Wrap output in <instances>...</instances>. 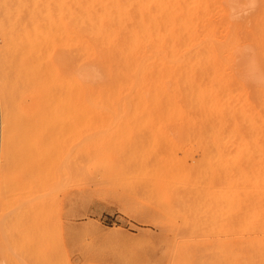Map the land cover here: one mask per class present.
<instances>
[{"label": "rangeland", "instance_id": "rangeland-1", "mask_svg": "<svg viewBox=\"0 0 264 264\" xmlns=\"http://www.w3.org/2000/svg\"><path fill=\"white\" fill-rule=\"evenodd\" d=\"M210 1L207 0V8H209L207 9V20L210 18L208 20L210 23H207V26L208 30L211 31H209L210 36H208L211 41L208 39V44H212L213 48L215 47L214 49H216V53H219L222 63H229L227 66L222 64L226 68L220 67L227 69V71L222 69L221 71L229 79L230 70L238 72L243 69L242 62L235 63L238 58V61H240V54H243V56L245 54L249 58L251 56L250 60H253V63L258 62V59H255L256 55H258L256 54L258 53L257 45L264 47V26H262L264 22L259 26V23L264 20V1L258 0L259 3H255V6H253L254 2L257 1L254 0V2L252 1L253 4L248 6L244 3L247 0H233L235 2L234 8L228 3V0ZM216 1L221 2H218V6L220 4L222 6L221 8L219 6L218 10L215 4L217 3ZM248 1L250 2V0ZM34 2L33 0H20L19 6L23 11L25 10L24 12H28L27 8L30 9ZM255 7L257 9L254 10ZM214 8L216 9L214 10ZM250 9H253V12ZM216 10L217 12L215 13ZM210 11H214L215 14L213 12L211 14ZM216 14L219 16H216ZM253 16L254 18L257 17V20ZM2 18H4V13L0 9V19ZM214 18L218 19V21ZM249 20H253V22L251 21L253 26H251L252 23ZM224 22L228 25L226 28L229 27V30H223L226 25H224ZM257 26L260 30L259 32L257 31ZM236 27L238 31L243 28L242 33L240 32L241 35L240 33L238 34ZM247 27L248 29L250 27L251 30H247ZM210 28H213V30ZM215 28L216 30H214ZM221 28L223 32L225 31L223 36L226 35L224 38L229 40V42L226 40L229 45L225 44L224 38L222 39L223 41L220 40V43H218V39L222 38L221 34L223 32L220 31ZM247 31L252 32L251 37V33ZM216 35L218 36L216 37ZM237 36L239 38L242 36L244 40L240 38L237 41ZM2 45L3 40L0 38V48ZM215 45L220 46L219 49ZM251 45L256 48L255 53L254 51L252 52L255 48ZM232 47L235 48V51H233ZM223 51H231L234 54L230 52L226 54ZM243 51L248 52L246 54ZM225 55L228 56L225 57ZM45 58H39L42 62L41 65L39 59V64H33L34 66L40 65L39 67L26 69L22 65L21 60L12 58L6 53H0V226L2 227V229L0 227L2 232H0V264H264V142H262L264 139V75L260 76V78H258L259 76L251 78L252 85L248 83L249 86H253L258 81L263 86L260 88L209 87L211 90L207 93L208 87H197L203 92L195 91L199 93L197 96L202 102H200L201 106L195 109L194 107L199 103L194 100L195 98L196 101L199 100L198 97H195L196 93L194 94L193 92L196 87H192V90L190 88L186 90L187 88L183 87H180L181 89L179 87H170L171 91L167 89L168 87H133L135 94L129 87H96V101L93 103L96 106L92 107L91 105L93 104L82 105L62 101L65 92V87H62L60 83L62 71H59L60 66L56 64V61L53 62L55 63L53 65L48 64V61L52 62V59L47 61ZM249 58L247 60L248 63ZM230 60L231 63L228 62ZM263 63L264 58L261 60V64ZM31 69L34 72L30 71ZM234 84L237 83L235 82ZM142 88L144 89L142 90ZM127 89L132 92L129 90L128 96H125L128 98H122L124 94L128 93L124 91ZM230 89L231 91L233 90L235 96L234 93H229L228 90ZM244 89L245 93H243ZM143 91L145 93L148 91L147 95L145 94L146 97ZM151 91L158 95L151 93ZM161 91L163 92L162 94ZM251 91L255 92L252 93ZM106 92L110 94V100L103 99ZM184 93L186 96L188 95L187 93H190L189 95L192 94V97L189 95V97H183V95L185 96ZM259 93H263V95ZM226 94L228 95L226 96ZM133 95L139 99L132 98ZM176 96L177 98L179 96L180 100ZM204 97H208L209 100L211 97L217 98L215 101L213 98L214 103L218 101L217 104L220 102L221 104L218 106L216 104L215 106L212 101L211 104L208 101L206 104L210 106L209 108L203 103L205 102ZM237 97L239 98L238 100ZM101 98L105 106L103 108H101L103 105H101L102 102L99 100ZM131 98L136 100H134L135 106ZM189 98H192L196 103L194 107L190 106L193 101ZM174 99L176 100L174 101ZM183 99L189 100V103ZM153 100L156 101L154 102ZM162 101L163 105L165 104V108L162 107ZM180 101L182 102L180 103ZM250 101L251 104H248ZM173 102H175V107L172 104ZM108 105L113 108L109 106L111 110L108 109ZM117 105L119 106L116 107ZM126 105H131L130 108L134 107L133 110L135 109L132 112L129 108L131 112L128 110L129 114L127 116H125L127 111L124 112L125 107L127 108ZM168 105H172V107ZM203 105L205 106L203 107ZM224 105L225 108H223ZM77 107L80 108L77 109ZM95 107H98L99 110ZM119 107L122 108L120 109ZM141 107L143 108L142 110ZM181 107L185 110L181 111ZM117 108L120 109L118 112ZM175 108H178L176 112L177 115L179 114L178 116L173 114L176 111ZM203 109L205 110L204 113H202ZM208 109L210 110L208 111ZM87 110L94 111L95 114L91 112L94 116L91 117L90 115L89 117V111L86 114ZM114 110L119 115V119H117ZM250 110L253 113H250ZM72 111L77 113H72ZM79 111L85 118L83 121H80L83 117L80 119ZM122 111L124 112L123 116H121V113L123 114ZM179 111L180 113L186 112L184 115L188 119L185 118L183 113L180 114ZM224 111H228L226 112L228 115H225ZM103 112L107 113L103 117L106 120L101 118ZM142 112L145 113L143 114ZM210 112L217 113L211 115ZM254 112L257 113L255 114ZM146 113H148L146 117L149 119L141 116ZM240 113L242 115L238 116ZM76 114H79V116ZM96 114L98 116H95ZM108 114L111 115L109 116ZM202 115L204 116V121ZM137 116L140 118L138 119ZM210 116L212 117L210 118ZM226 116H228V120ZM111 117L116 118L115 122ZM190 117L192 118L189 120ZM200 117H202V120H200ZM218 117H220L219 120L217 119ZM243 117H247V119L245 118L246 121ZM89 118H91L90 121ZM151 118L154 122H152ZM185 119L188 121V125ZM196 119L198 124L203 121L201 122L202 124L200 123L201 126L204 125L202 126L203 129L200 125L197 127ZM206 119L209 120L206 121ZM215 119H217L216 123H214ZM234 119L235 121H233ZM174 120H177L178 123L180 120V123L175 124L176 121ZM191 120H194L193 122L196 124L191 123ZM238 120L239 122L241 120L242 122L244 121V124H250L252 120V122L254 120L257 122H251V125L256 126L250 127V125L244 126L241 122L239 124ZM182 121L186 122L183 123ZM218 121L223 123L220 125V122L217 123ZM225 122L229 123V125ZM207 123H210V126ZM211 123L213 125L219 124L218 127L220 128L214 126L217 130L213 131L217 135V131L220 129L218 137L222 136L219 132H226L228 128L229 131L232 129L240 134L244 128L246 129H244L246 133L243 131L244 134L242 133L241 137H244L247 142L244 139L240 141L241 138L237 142L241 144L242 151L240 149L237 151L236 149V147L239 148L240 146L235 145L233 147L228 142L232 148H230L231 153L238 152V154L236 153L237 156H234L235 153L228 155L229 157L233 156L234 159H228L229 157L224 154L225 152L223 153L226 150L225 148L228 147V144L225 145L224 142L223 144L227 147L224 148L223 145L216 147H218L217 150L221 147L225 149L219 153H222L221 156L225 155L223 160L227 159V162L223 161L222 157L218 156L219 154L215 157L212 153H209L213 148L207 149L211 146L207 142L210 141V144H215L213 141H216L217 144H220L216 140L217 137L213 136V132L208 131V134L206 132L207 136L203 134L205 135H202L203 138L205 137L204 140L203 138L200 139L201 135L196 140L198 135L196 134L197 136L195 135V137L194 132L198 133L199 127L202 129L201 131L207 130V126L212 130L213 126ZM181 124H185L186 128L188 126L187 131L184 130L183 125L180 127ZM189 124L193 125V127H190ZM233 124L238 125L235 126ZM242 125L244 128H241L243 127ZM177 126L178 128H176ZM232 126H235L234 128L236 129ZM71 127L78 128V130ZM189 127L190 129H195L196 127L198 129L192 133ZM182 128L183 131H186L183 132L184 134L181 133ZM249 129H254L253 132L251 131L252 134ZM88 130L90 131L88 132ZM232 130L231 132H233ZM187 132L191 133V136H194L195 139L190 135L188 137L186 135ZM240 134H237L238 138ZM247 136H249V139ZM206 137H208V141ZM250 137H253L254 144L255 142L257 143L255 144L257 151L258 149L263 150L258 152V158L261 157V159L259 158L260 160L255 157L258 153L252 156L255 149H250L252 148L251 145H253ZM205 139L207 141V144H205L207 151L202 148ZM225 140L227 142V139ZM248 140L251 143L250 147L243 144V141L249 144ZM198 141L200 143H197ZM201 143H203V146L200 145ZM237 143L233 142V144ZM228 149L227 151L229 152L227 154L230 153V149ZM246 153L248 154L246 155ZM203 155L213 161L217 160L219 166L217 167L216 165V168H211L213 170L217 169L216 171L221 170V172L218 171L220 173L217 176L214 173L213 179L218 180H216L217 186L221 185L222 187V185L226 184L228 188L224 186L220 189L216 185V187H213L214 189L208 186L205 189L201 188V185L203 187L206 183L205 180L207 179L204 176L208 173L204 170L206 173L202 172L201 174V171L205 169L204 164L209 161L204 158L206 162L201 166ZM213 163L210 166H213ZM197 164L200 165V168H197ZM224 166L225 169L223 168ZM202 167L204 168L201 169ZM233 167L234 169L231 170L234 171L238 167L239 171L241 169L242 174L240 173V176L242 178L240 176L236 177L239 174L236 173L237 170L235 171L236 175L231 170H228V168ZM225 170L234 175L231 176L228 173V176ZM222 173L227 176L226 179ZM202 178L205 180L203 181ZM209 178L210 181L208 180L207 182L211 186L215 181L211 180V176ZM199 181L203 184L199 183ZM261 183L263 186L259 185L256 187V185ZM249 184L251 185L249 186L250 188L248 187ZM239 185L244 186L241 187ZM206 191H209V193H206ZM232 194L233 196H231ZM219 199H223L227 203L232 199L231 202L234 203L229 207L223 201L224 206H221L222 202L218 204L220 202ZM231 202L230 204H232ZM6 206L8 207L6 208ZM236 230L237 233H235ZM4 240H8L11 245L9 246L8 242ZM6 243L9 246H7L8 248Z\"/></svg>", "mask_w": 264, "mask_h": 264}, {"label": "bare ground", "instance_id": "bare-ground-1", "mask_svg": "<svg viewBox=\"0 0 264 264\" xmlns=\"http://www.w3.org/2000/svg\"><path fill=\"white\" fill-rule=\"evenodd\" d=\"M35 1L33 6L31 4L32 7L27 8L28 9V12H24L21 7L19 6L20 4V0H0V9L3 11L4 13V18L0 19V38H2L3 40V45L2 47L0 48V53H6L7 55L9 54L12 58H17L19 60H21V63L22 65L24 66V68L26 69H30V68H34V67H39L41 65V60L43 57L48 61L49 59H52V62H49L48 61V64H55L53 63L54 61H56V64L58 66H60V69L59 71H62V78H61V86L62 87H65V92L63 94V97H62V101H65V102H68V103H76V104H82V105H91L93 104L95 101H96V87H129L130 89H132L133 91V87L137 88V87H168L167 89L170 90V87H183V88H187L186 90H189L188 88H190L192 90V87H196L194 89V94H195V97H198L197 95L199 93H197L198 91H200V89H198L199 87H257V88H260V87H263L262 84H260L258 81L256 82L255 85L253 86H249V84L252 82L250 81L251 78H254V77H257L259 76L258 78H260V76L264 75V63L261 64V60L264 58V47H262V45H257V49H258V55H256L255 59H258V62L257 63H253L252 61L253 60H250L249 56H247L249 58V63H248V58L245 56H243V54L239 55L240 56V61L239 58L238 60L235 61V63H238V62H242V71H231V74H230V77L229 79L226 78L227 76L224 75V73L221 71L222 68H220L221 66L224 67V65L222 64H225V62H221L222 59L220 60V57H219V53L217 54L216 53V49H214L212 47V44L209 45L208 44V39L209 41H211L208 36H210L209 34V31L208 30V26H207V23H210L208 20H207V0H33ZM209 1V0H208ZM212 1V0H211ZM210 1V2H211ZM214 1V0H213ZM230 3V5L232 6V8H234L233 5H235L233 2V0H228ZM245 1V0H244ZM248 1V0H247ZM244 2L246 3V5L250 6L253 4L254 0H250V2ZM253 1V2H252ZM256 1V0H255ZM264 1V0H262ZM30 2V1H29ZM217 2V1H216ZM219 2V1H218ZM218 2L215 3L217 5V10L219 8V5L218 6ZM221 3V2H219ZM225 3V2H223ZM243 3V4H244ZM255 3H259L258 0L256 2H254V5L255 6ZM27 5V4H26ZM224 5V4H223ZM238 5V4H236ZM245 5V6H246ZM226 6V5H225ZM224 6V7H225ZM239 6H242V5H239ZM246 6V7H248ZM222 6H220L221 8ZM230 7V6H229ZM243 7V6H242ZM252 7V6H251ZM258 7V5H257ZM257 7L254 8L257 9ZM241 8V7H239ZM261 8H262V5H261ZM211 9V8H210ZM213 9V8H212ZM216 8H214L215 10ZM245 9V7H244ZM249 9V7L247 8ZM217 10L215 11V13L217 12ZM225 10V9H224ZM227 10V9H226ZM246 10V9H245ZM244 10V11H245ZM252 10L251 12H253V9H250ZM259 10V9H258ZM209 11V10H208ZM222 12H224L222 9H221ZM228 11L230 12L229 8H228ZM211 14L212 12L214 13V11H210ZM219 12V11H218ZM238 12V11H237ZM256 12V11H255ZM261 12V11H260ZM214 13V14H215ZM220 13V12H219ZM227 13V12H226ZM233 13V12H231ZM229 14V13H228ZM235 14V13H234ZM233 14V15H234ZM238 15V13H236ZM251 14V13H250ZM259 14V13H258ZM252 15V14H251ZM260 15V14H259ZM216 16H219L216 14ZM222 16V15H221ZM220 16V17H221ZM228 16V15H226ZM226 16H224L226 18ZM211 17V16H210ZM223 17V16H222ZM235 17V16H234ZM260 17V16H259ZM224 18V19H225ZM238 18V17H237ZM244 18V17H243ZM254 18V16H253ZM257 18V17H256ZM254 18V19H256ZM216 19V18H214ZM220 19V18H219ZM233 19V18H232ZM247 19V18H246ZM250 19V18H249ZM218 21V19H216ZM223 20V19H222ZM226 20V19H225ZM257 20V19H256ZM261 20V19H259ZM258 20V21H259ZM208 21V22H206ZM231 21V20H230ZM250 21V20H249ZM253 22V20H251ZM250 21V23H252ZM214 22H216L214 20ZM226 22V21H225ZM224 22V25L226 24ZM254 22H256L254 20ZM263 21H261V23H259V26L262 24ZM213 23V22H212ZM211 23V25H212ZM249 23V24H250ZM257 23V24H258ZM243 24V23H241ZM210 25V27H211ZM223 25V24H222ZM221 25V26H222ZM226 26H228L227 24L225 25V27L223 28L224 29H228L229 30V27L226 28ZM250 26V25H249ZM253 26V23L252 25ZM256 26V25H255ZM264 26V25H262ZM261 26V27H262ZM213 27V26H212ZM217 27V26H216ZM220 27V25H219ZM244 27V26H242ZM240 27V28H242ZM260 27V28H261ZM218 28V27H217ZM237 28V27H236ZM255 28V27H254ZM211 30H213V28H210ZM257 29H258V26H257ZM216 30V28L214 29ZM218 30V29H217ZM222 28L220 31H222ZM231 30V29H230ZM243 30V28L238 31V28H237V31H238V34ZM246 30V28H245ZM247 30H251V28L247 27ZM253 30V29H252ZM258 32L260 31L259 29L257 30ZM211 32V31H210ZM213 32V31H212ZM219 32V31H218ZM217 32V34H218ZM225 32V31H224ZM222 33L220 32V34L222 35V38L218 39L220 43V40L223 41L222 39L226 36L223 34L225 33ZM246 32V31H245ZM244 32V33H245ZM248 32V31H247ZM226 33H227V30H226ZM229 33V31H228ZM233 33V32H232ZM242 33V32H241ZM240 33V35H241ZM248 33H251L250 37L252 36V32H248ZM230 34V33H229ZM237 34V33H236ZM235 34V35H236ZM246 34V33H245ZM213 35V34H212ZM211 35V37H212ZM233 35V36H235ZM244 35V34H243ZM215 36V34H214ZM218 35H216L217 37ZM231 36V35H229ZM247 36V35H246ZM249 36V34H248ZM214 37V38H216ZM221 37V36H219ZM238 37V38H237ZM236 37V40L237 39H240L243 37L241 36L239 38V36ZM254 37V35H253ZM213 38V39H214ZM247 38V37H246ZM249 38V37H248ZM212 39V41H213ZM225 39V38H224ZM233 39V38H232ZM257 39V37H256ZM226 40L225 39V44L226 45H229L227 44L229 42V40H227L228 42L226 43ZM235 40V39H234ZM244 40V39H243ZM247 40V39H246ZM261 40V39H260ZM263 40V38H262ZM230 41H232L230 39ZM238 41V40H237ZM260 42V41H259ZM212 43V42H211ZM216 43V44H218ZM223 43V42H221ZM234 43V42H233ZM232 43V44H233ZM244 43V42H243ZM246 43V42H245ZM249 43V42H248ZM257 43V42H256ZM215 44V43H214ZM259 44H262V43H259ZM219 45V44H218ZM223 45V44H221ZM250 45V44H249ZM216 46V45H215ZM232 46V45H231ZM230 46V47H231ZM235 46V45H234ZM244 46V45H243ZM254 47V45H251ZM218 46H216L217 48ZM220 47V46H219ZM219 47L217 49H219ZM226 47V46H224ZM233 48V51H235L234 47ZM243 48V47H242ZM241 48V49H242ZM248 48V46H247ZM246 48V49H247ZM255 48V47H254ZM226 50V48H224ZM223 50V49H222ZM230 50V49H229ZM244 50V48H243ZM252 50V49H251ZM232 51V50H231ZM231 51H223L225 52L226 54H228L229 52L232 53ZM241 51V50H240ZM239 51V52H240ZM254 51V53L256 52V48L255 50L253 49L252 52ZM221 52V50H220ZM244 53L248 52V51H243ZM242 52V53H243ZM224 53V54H225ZM251 53V52H250ZM234 54V53H232ZM238 54V53H237ZM247 54V53H246ZM253 54V53H252ZM251 54V55H252ZM223 55V54H222ZM221 55V57H222ZM255 55V54H254ZM228 56V55H225V57ZM236 56V55H234ZM243 56V58H242ZM9 57V56H8ZM237 57V56H236ZM235 57V58H236ZM40 58V59H39ZM230 58L232 59L231 57V54H230ZM40 61H39V60ZM254 59V60H255ZM45 60V61H46ZM234 60V59H233ZM242 60V61H241ZM40 62V65L38 66H34L33 64L35 63H38ZM224 61V60H223ZM247 61V62H245ZM11 62H13L11 60ZM59 62V63H58ZM231 63V60L228 61ZM234 63V65H236ZM227 64L229 63H226L225 66H227ZM18 66V64H17ZM226 68V67H224ZM15 69H18V68H15ZM14 69V70H15ZM233 69V68H232ZM253 69V70H252ZM222 70H226L227 69H222ZM257 70V72H256ZM30 71H33L32 69ZM38 71V70H37ZM34 72V71H33ZM226 73V72H225ZM61 75V74H60ZM229 75V74H228ZM262 79V77H261ZM259 81H261L259 79ZM237 83V84H234L233 83ZM249 83V84H248ZM254 84V83H253ZM252 85V83L250 84ZM132 87V88H131ZM198 87V88H197ZM123 88V89H125ZM165 88V90H166ZM182 88V89H183ZM100 89V88H99ZM112 89V88H111ZM130 89H127V90H124L126 92H128ZM144 88H142L143 90ZM181 89V88H180ZM179 89V91H180ZM184 89V90H185ZM233 89V88H232ZM240 89V88H239ZM252 89V88H251ZM255 89V88H254ZM263 89V88H261ZM101 90V89H100ZM103 90V89H102ZM109 90V89H108ZM107 90V91H108ZM117 90V89H116ZM119 90V89H118ZM122 90V88H121ZM149 90V89H148ZM153 90V88H152ZM163 90V89H161ZM204 90V89H203ZM211 90V88L208 89V92L206 90H204L205 92L209 93V91ZM217 90V89H216ZM253 90V89H252ZM131 91V90H130ZM131 91V92H132ZM140 91V90H139ZM171 91V90H170ZM173 91V89H172ZM197 91V92H195ZM219 92H222L220 90H218ZM229 93H234L233 90L231 91L228 90ZM231 91V92H230ZM236 91V90H234ZM240 91V90H239ZM262 92V90H260ZM114 93V91H112ZM116 92V91H115ZM122 92V91H120ZM141 92V91H140ZM139 92V94H140ZM144 92V91H143ZM147 92L146 93L144 92V95L146 94L147 95ZM153 91H151L152 93ZM187 92V91H186ZM188 92H192V91H188ZM203 92V91H202ZM252 92V91H251ZM255 92V91H253ZM252 92V93H253ZM259 92V90H258ZM133 93L135 94L136 92L133 91ZM132 93V94H133ZM155 94V92H153ZM163 92L161 91V94ZM174 93V92H173ZM190 93H187L188 95ZM218 93V92H217ZM216 93V94H217ZM238 93V92H237ZM242 93V92H241ZM243 93H245V89L243 90ZM116 94V93H115ZM118 94V93H117ZM121 94V93H120ZM124 94V93H123ZM129 92L127 94H124V97L122 96V98H128V97H125L126 95L128 96ZM142 94V93H141ZM185 94V93H184ZM222 94H225L224 92H222ZM231 94V95H232ZM259 94H262L263 93H259ZM100 95V93H99ZM110 94H108V92H106L105 96H103V99L104 100H110ZM131 95V94H130ZM145 95V97H146ZM155 95H158V94H155ZM164 95V94H163ZM176 95V94H175ZM179 95V93H178ZM182 95V94H181ZM187 95V96H188ZM192 95V94H191ZM189 95V96H191ZM203 95V94H201ZM200 95V96H201ZM219 95V94H218ZM228 94H226L227 96ZM230 95V94H229ZM242 95V94H241ZM253 95V94H252ZM255 95V94H254ZM98 96V95H97ZM117 96V95H116ZM139 97H141L140 95H138ZM150 96V94H149ZM154 96V95H153ZM162 96V95H160ZM186 94L185 96L183 95V97H187ZM188 96V97H189ZM210 97V95H208ZM234 96H235V93H234ZM244 96V95H243ZM264 96V95H263ZM101 97V96H100ZM119 97V96H118ZM121 97V95H120ZM134 97V95L132 96V98ZM144 97V96H143ZM142 97V98H143ZM151 97V96H150ZM157 97V96H156ZM165 97V96H164ZM167 97V95H166ZM182 97V96H181ZM192 97V96H191ZM225 97V96H224ZM240 97V96H239ZM255 97V96H254ZM253 97V98H254ZM262 97V96H261ZM120 98V99H122ZM131 98V101H133V105L136 104L134 100H132ZM136 99H139L137 97H134ZM170 98V97H169ZM174 98V97H173ZM177 98V96H176ZM205 99V105L206 102L210 103L211 104V101H212V104H214L216 106L217 102L216 101L214 103V101L217 99H215L214 97V101H213V98L211 97L210 100L208 97H204ZM227 98V97H226ZM241 98V97H240ZM244 98V97H243ZM130 99V98H129ZM152 99V98H151ZM163 99V98H162ZM171 99V98H170ZM179 96H178V98ZM190 99V98H189ZM194 99V97H193ZM193 99L191 98L190 100L193 101ZM198 101H196V98L194 99L195 102H199L197 103L198 105L196 107H194L196 105V103L193 101L190 103V106L192 105V107L197 108L198 106H201V100L200 98L198 97ZM203 99V98H201ZM208 99V100H207ZM230 99V97H229ZM233 99V98H232ZM239 98L237 97V100ZM248 99V98H247ZM246 99V101H247ZM255 99V98H254ZM261 99V98H260ZM263 99V98H262ZM101 102L103 101L102 98L99 99ZM127 100V99H126ZM125 100V101H126ZM142 100V99H141ZM139 100V101H141ZM144 100V99H143ZM146 100V99H145ZM176 99H174L175 101ZM178 100V102H179ZM182 100V99H181ZM184 100V99H183ZM186 100V99H185ZM184 100V101H185ZM207 100V101H206ZM224 100V99H223ZM235 100V99H233ZM98 101V100H97ZM138 101V100H137ZM154 101V100H153ZM156 101V100H155ZM154 101V102H155ZM164 101V100H163ZM163 101H162V107L165 108V104L163 105ZM170 101V100H169ZM172 101V100H171ZM189 100H186L185 102H188ZM226 101V100H225ZM113 102V101H112ZM124 102V100H123ZM128 102V101H127ZM143 102H146V101H143ZM142 102V104H143ZM150 102V101H149ZM148 102V103H149ZM177 102V103H178ZM182 101H180L181 103ZM201 102V103H200ZM220 102V101H219ZM232 102V101H231ZM237 102V101H236ZM157 103V102H156ZM175 102H173V106L175 107L174 105ZM176 103V104H177ZM184 103V102H183ZM189 103V102H188ZM194 103V105H193ZM224 103V102H223ZM229 103V102H228ZM243 103V102H242ZM248 103V102H247ZM246 103V104H247ZM65 104V103H64ZM99 104V103H98ZM130 104V103H129ZM146 104V103H145ZM169 104V102H168ZM179 104V103H178ZM200 104V105H199ZM221 104L218 103L217 106ZM248 104H251V101L250 103ZM101 105H103V102L101 103ZM138 105V104H137ZM140 105V104H139ZM154 105V103H153ZM181 105V104H179ZM203 105V107L205 106ZM234 105V104H233ZM239 105V104H237ZM92 107L96 106V105H91ZM100 106V104H99ZM110 105H108L109 107ZM113 106V104H112ZM119 105H117L116 107H118ZM127 108L125 107L124 109V112L127 111V113L125 114V116H127L129 114L128 110L131 111L133 110L134 107L130 108V106L126 105ZM135 106V105H134ZM156 106V105H155ZM168 106H171L172 105H168ZM167 106V108H168ZM178 106V105H177ZM183 106V105H182ZM209 106V105H207ZM223 106V104H222ZM67 107V106H66ZM88 107V106H87ZM105 107L104 105L101 106V108ZM107 107V106H106ZM107 107V108H108ZM111 107V106H110ZM108 108L111 110V108ZM139 107V106H137ZM143 107V106H142ZM141 107V110L143 109ZM158 107V106H157ZM173 107V109H174ZM180 107V106H179ZM191 107V108H192ZM221 107V106H220ZM230 107V106H229ZM240 107V106H239ZM247 107V105H246ZM254 107V106H253ZM80 108V107H79ZM77 107V109H79ZM86 108V107H85ZM98 109V107H95ZM100 108V107H99ZM120 108V107H119ZM117 108V112L122 108ZM130 108V109H129ZM154 108V107H153ZM161 108V107H159ZM182 109H180L181 111L183 110V107H181ZM186 108V107H185ZM210 108V106H209ZM212 108V107H211ZM218 108V107H217ZM225 108V105L224 107ZM227 108V107H226ZM233 108V107H232ZM238 108V107H236ZM235 108V109H236ZM255 108V107H254ZM89 109V108H88ZM93 109V108H92ZM139 109V108H138ZM148 109V108H147ZM172 109V110H173ZM178 109V108H177ZM177 109L175 108V112H173V114L176 116L177 115ZM248 109V108H247ZM71 110V109H70ZM99 110V109H98ZM116 110V109H115ZM114 110V111H115ZM135 110V109H134ZM133 110V111H134ZM140 110V109H139ZM155 110V109H154ZM171 110V111H172ZM185 110V109H184ZM183 110V111H184ZM210 109H208L209 111ZM216 111V109H214ZM213 110V112H214ZM249 110V109H248ZM262 110V109H261ZM69 111V110H68ZM88 111H89V114H88ZM96 111V109H95ZM104 111H106V109H104ZM130 111V112H131ZM132 111V112H133ZM167 111V110H166ZM168 111H170V109H168ZM174 111V110H173ZM192 111H193V108H192ZM204 109H203V112L204 113ZM206 111V112H208ZM212 111V110H211ZM222 111V110H221ZM245 111V110H244ZM76 112V111H74ZM72 111V113H74ZM86 112V111H85ZM91 112L93 113L94 111H90V110H87V113L90 117L94 116L91 114ZM112 112V111H111ZM115 111V115H117V119H119V115L116 114L117 113ZM123 112V111H122ZM124 112L123 114L121 113V116L124 115ZM146 112V111H145ZM145 112H142L143 114ZM158 112V111H157ZM188 112V111H187ZM191 112V110H190ZM197 112V110H196ZM220 112V111H219ZM225 113L228 112V111H224ZM77 113V112H76ZM81 112L79 111V114ZM99 113V112H98ZM97 113V114H98ZM176 113V114H175ZM180 113V111H179ZM183 113V112H182ZM180 113V114H182ZM186 113V112H185ZM183 113V115L185 114ZM195 113V111H194ZM198 113V112H197ZM197 113H195L197 115ZM211 113V112H210ZM217 112L215 113H211V115L213 114H216ZM221 113V112H220ZM230 113V112H229ZM236 113V112H235ZM250 113H253V111L251 112L250 110ZM249 113V114H250ZM255 113V112H254ZM257 113V112H256ZM255 113V114H256ZM79 114L77 116H79ZM83 114V112H82ZM95 114V112H94ZM95 115V116H98V115ZM114 114V112H113ZM192 114V113H191ZM222 114V113H221ZM244 114V113H243ZM81 115V114H80ZM102 115V113H101ZM107 113L103 112V116H99L101 118H103L104 116H106ZM109 116L111 114H108ZM131 115V114H130ZM129 115V116H130ZM146 115L148 116V113H146L145 115H141V116H144V118H148L146 117ZM153 115V114H152ZM167 115V114H166ZM179 115V114H178ZM177 115V116H178ZM187 115V114H186ZM219 115V114H218ZM225 115H228L227 113ZM242 115V113H240L238 116ZM252 116V114H250ZM85 116V115H84ZM151 116V115H150ZM174 116V117H175ZM185 116V115H184ZM194 116V114H193ZM203 116V115H202ZM221 116V115H219ZM230 116V115H229ZM233 116V115H232ZM237 116V115H236ZM254 116V115H253ZM256 116V115H255ZM83 117V115H81L80 119ZM87 117V116H85ZM131 117H133L131 115ZM160 117V116H159ZM158 117V118H159ZM168 117V116H167ZM171 117V116H170ZM209 117V116H208ZM212 116H210L211 118ZM227 120L229 119L228 116H226ZM68 118V117H67ZM88 118V117H87ZM86 118V119H87ZM100 118V120H102ZM112 118V117H111ZM110 118V119H111ZM137 118L139 119L140 117L137 116ZM156 118V117H155ZM166 118V116H165ZM185 118H187L185 116ZM192 117L189 118V120L191 119ZM202 120V117H200ZM215 118V117H214ZM220 117H218L217 119L219 120ZM222 118V117H221ZM224 118V117H223ZM232 118V117H231ZM245 118L247 119V117H243V119L245 120ZM75 119V118H74ZM79 119V118H78ZM83 119H85L84 117L80 120V121H83ZM91 118H89V121H90ZM94 121L96 119L92 118ZM106 120V118H103ZM115 119L116 118H112V120L115 122ZM133 119V118H132ZM131 119V120H132ZM149 119V118H148ZM147 119V120H148ZM161 119V118H160ZM169 119V118H168ZM175 119V118H174ZM180 120H182L181 118H179ZM188 119V118H187ZM199 119V118H198ZM217 119H215V122L217 121ZM233 119V118H232ZM239 119V118H238ZM242 119V118H241ZM249 119H252V118H249ZM254 119V118H253ZM100 120H97V121H100ZM103 120V121H105ZM111 120V121H112ZM122 120H124V118H122ZM121 120V121H122ZM143 120V119H142ZM151 120H153L151 118ZM159 120V119H158ZM162 120V119H161ZM171 121V119H169ZM168 120V121H169ZM173 120V119H172ZM178 120V119H177ZM177 120H174L176 121L175 124H177ZM180 120H179V123H180ZM186 120V119H185ZM198 120V121H200ZM209 120V119H208ZM206 119V121H208ZM226 120V121H227ZM85 121V120H84ZM88 121V119H87ZM118 121V120H117ZM149 121V120H148ZM160 121V120H159ZM164 121V120H163ZM169 121V122H170ZM173 121V122H174ZM187 121V120H186ZM185 121V122H186ZM192 121V120H191ZM190 121V122H191ZM194 121V120H193ZM191 122V123H195L197 121V119L195 120V122ZM203 121H204V116H203ZM201 121V122H203ZM205 121V122H206ZM223 121V120H221ZM225 121V119H224ZM223 121V122H224ZM231 121V120H230ZM235 121V119L233 120ZM246 121V120H245ZM249 121V120H247ZM253 121V120H252ZM251 121V122H252ZM77 122V121H76ZM109 122V121H108ZM128 122V121H127ZM144 122V121H143ZM154 122V120L152 121ZM183 123H185L184 121H182ZM198 124L197 123V127L198 125H200V123ZM211 122V121H210ZM220 121H218L217 123H219ZM223 122H220V125L221 123ZM237 122V120H236ZM239 122V120H238ZM241 123L244 124V121L242 122V120L240 121ZM239 122V124H241ZM251 122L250 124H244L245 125H250V127H252L253 125H251ZM254 122H257L256 120H254ZM252 122V123H254ZM104 123V122H103ZM178 123V124H179ZM188 123V121L186 122V124ZM195 123V124H196ZM227 124V122H225ZM224 123V124H225ZM231 123V122H230ZM235 123V122H234ZM248 123V122H247ZM78 124V123H77ZM202 124V123H201ZM210 124V123H209ZM207 123V125H209ZM212 124V123H211ZM232 124V123H231ZM183 124L180 125V127H182ZM188 125V124H187ZM190 125V124H189ZM223 125V124H222ZM229 125V123L227 124ZM235 125V124H233ZM238 125V124H237ZM235 125V126H237ZM184 127V130L187 131V128L185 127V124L183 125ZM201 126V125H200ZM204 126V125H202ZM201 126V127H202ZM210 126V125H209ZM208 127V129L205 131H201L203 129H200L199 127V130L198 133L194 132V136L196 135L197 139L200 138L199 135H203L205 134L207 136L208 134V131H210L211 133L213 131H216L217 129L216 128H220L218 127L219 124H212L211 129H209L210 127ZM215 126V127H214ZM225 126V125H224ZM234 126V127H235ZM241 126V125H240ZM243 126V125H242ZM241 127V128H244ZM256 126V125H254ZM253 126V127H254ZM77 127V126H76ZM80 127V125H79ZM190 127H193V125ZM189 127V129H190ZM195 128V129H190L192 130V133L193 131H195L196 129L198 128ZM223 127V126H222ZM228 127V126H227ZM230 127V126H229ZM233 127V126H232ZM233 127V128H234ZM71 128H74L75 127H71ZM178 128V126L176 127ZM183 128H182V132L180 130V132L182 134H184L183 132H186V131H183ZM205 128V127H204ZM240 128V129H241ZM248 128V127H247ZM70 129V128H69ZM180 129V128H179ZM178 129V130H179ZM215 129V130H214ZM225 129V128H224ZM236 129V128H234ZM245 129V128H244ZM243 129V131H245ZM251 129V128H250ZM249 131L253 132V130H250ZM75 130H78V128H76ZM178 130H176L177 132H179ZM232 129H230L229 131V128L228 130L224 133V132H219L221 133V137H218V131H220V129L217 131V135H215L216 133L213 132V136L215 135V138L217 137V141L220 142V144L216 143V141H213L215 144L211 143L210 144V141L207 142L209 139L208 137H206L205 139V143H204V146L202 145L203 143H201L200 145L203 146L202 148L204 149V151L207 149H211V147L213 148V152L209 151V153H212L215 157L220 156L222 157V160L223 156H225L224 154H226L227 156L229 154H234V156H237L236 153L238 154V149H241V144L237 143L239 142V139L240 141L242 139H244V137H241V134L240 133H236L234 130H232L233 132H231ZM83 131V130H82ZM90 130H88L89 132ZM239 131V130H238ZM248 131V132H249ZM189 132V130H188ZM187 132V133H188ZM191 132V131H190ZM203 132V133H202ZM205 132V133H204ZM207 132V134H206ZM229 132V133H228ZM231 132V134H230ZM247 132V133H248ZM251 132V134H252ZM186 135L189 137V135L191 136V133H188ZM215 133V134H214ZM236 135H235V134ZM246 133V131H245ZM263 133V132H262ZM180 134V133H179ZM227 136H226V135ZM230 134V135H228ZM232 134H234L233 136H231ZM237 134H240L239 135V138L237 136ZM244 134V133H243ZM249 134V133H248ZM247 134V135H248ZM255 135V133H253ZM181 135V134H180ZM203 135V136H205ZM224 135V136H223ZM194 136H191L195 139ZM203 136L200 138L202 139ZM227 138H226V137ZM230 136V137H229ZM246 136V135H244ZM251 136V135H249ZM249 136L248 139H249ZM263 136V135H261ZM230 140H229V138ZM232 137V139H231ZM235 137V138H234ZM254 137V136H253ZM253 137L251 138V140L253 139ZM205 138V137H204ZM203 138V140H204ZM221 138V139H220ZM238 138V139H237ZM263 138V137H262ZM261 138V139H262ZM214 139V138H213ZM221 141H219V140ZM224 139H227V142L226 140L224 141ZM235 141H234V140ZM255 139V138H254ZM257 140V139H255ZM260 140V138H259ZM201 141V140H200ZM232 141V142H230ZM244 141H246V139H244ZM243 141V144H245V146H248L250 147L251 143L253 145L257 144L255 142V144L253 143L254 140H252L251 143L250 140H248V143L247 144L246 142ZM202 142V141H201ZM210 146V148H207L206 149V145L207 143ZM212 142V141H211ZM229 144L233 147L236 145L240 146L239 148L236 147L237 151L236 152H232L231 153V146H229V144L227 146H225ZM234 143H237V144H233ZM262 142H264V139L262 140ZM197 143H200L199 141ZM232 143V144H231ZM214 145V147H213ZM220 145L225 148H231L230 149V153L227 154V148H219ZM251 145L252 148L250 149H255V151L253 150L254 154L252 156H254L256 153L258 152H261L263 150H259L257 151V146H253ZM218 146V147H216ZM244 146V145H243ZM255 147V148H254ZM228 149V150H229ZM244 149V147H243ZM249 149V148H248ZM247 149V150H248ZM225 150V151H223ZM246 150V148H245ZM216 155H215V153ZM218 151V152H216ZM223 151V156L222 153L220 154L219 152ZM203 152V150H202ZM244 152V150H243ZM204 153V152H203ZM208 153V152H207ZM248 153H246L247 155ZM252 154V153H251ZM250 154V155H251ZM263 154H264V151H263ZM231 155V156H232ZM245 155V156H246ZM262 155V154H261ZM260 155V156H261ZM259 156V153L256 154V158H258ZM229 157V156H228ZM207 159L208 162L205 161V159ZM227 158V157H226ZM230 158H233L234 157H229L228 159ZM261 159V157H259ZM258 158V159H259ZM264 158V156H263ZM218 159V158H217ZM246 159V158H245ZM259 159V160H260ZM209 159L208 157H202V164L201 166L204 164V167L205 169H203L204 167H202L201 169H203L201 171V174L202 172L205 174V179H203V181L205 180V185L202 187L201 185V188L202 189H205L207 186L210 187V188H213V187H216L218 184H217V181L213 179V176H214V173L215 176H217L221 170H218L216 171L215 169L213 170L212 168H216V165L217 167L219 166V163L216 161H213ZM244 160V159H242ZM225 162H227V159L226 160H223ZM230 161V160H229ZM233 161V160H231ZM263 161V160H261ZM214 162V163H213ZM223 162V163H225ZM195 163V162H194ZM213 163V166H210L212 165ZM218 163V164H217ZM231 163V162H230ZM196 164V163H195ZM215 164V165H214ZM227 164V163H225ZM224 164V165H225ZM232 164H234L232 162ZM230 165V164H229ZM235 165V164H234ZM210 166V167H209ZM237 166V165H236ZM200 168V165L197 164V168ZM212 167V168H211ZM263 167V166H262ZM207 168V169H206ZM221 168V167H220ZM225 169V166L223 167ZM210 169V170H209ZM231 169H234L233 168H228V170L230 171ZM239 167L237 169H235V171L237 170L236 173H239L236 175L235 171L234 170H231L232 173H234L236 175V177L240 176V173H241V169L240 171L238 170ZM206 172H205V171ZM208 170V171H207ZM226 171V170H225ZM224 171V172H225ZM213 172V174H212ZM255 172V171H254ZM259 172V171H258ZM261 172V171H260ZM228 176L231 172H228L226 171L225 172ZM229 173V174H228ZM256 173V172H255ZM224 178L226 179V175L224 173H222ZM234 174H230L231 176H233ZM242 174V173H241ZM197 175V174H196ZM211 176V180H214L215 183L213 185L210 186V183L207 182L208 180L210 181V178L209 177ZM219 177V176H218ZM241 177V176H240ZM217 178V177H215ZM229 178V177H228ZM232 178V177H231ZM235 178V177H234ZM233 178V179H234ZM242 178V177H241ZM246 178V177H245ZM250 178H251V175H250ZM220 179V178H219ZM201 180V179H200ZM245 180V179H243ZM259 180V179H258ZM213 181V182H214ZM221 182V180H219ZM198 182V181H196ZM260 182V181H259ZM199 183H201L199 181ZM223 183V182H222ZM221 183V184H222ZM224 183H225V180H224ZM242 183V182H241ZM203 184V183H201ZM212 184V182H211ZM262 184V183H261ZM258 184L256 185L257 186H263V184ZM216 185V186H215ZM220 185V183H219ZM227 185H222V187H224ZM238 186V185H237ZM241 186V185H239ZM244 186V185H242ZM241 186V187H242ZM251 186L250 184L248 185V187ZM207 187V188H208ZM220 187V189L222 188L221 185L220 186H217V188ZM234 187V186H232ZM231 187V189H232ZM254 187V186H253ZM215 188V189H217ZM228 188V187H227ZM240 188V187H239ZM244 188H247V187H244ZM250 188V187H249ZM248 188V189H249ZM262 188V187H261ZM201 189V190H202ZM214 189V188H213ZM218 189V190H220ZM224 189V188H223ZM255 190V189H254ZM200 191V190H199ZM198 191V193H200ZM205 192V190H203ZM212 192V190H210ZM250 191V190H249ZM260 191V190H259ZM262 191V190H261ZM206 193H209V191ZM213 194V193H212ZM217 194V193H216ZM221 194V193H220ZM234 194V193H233ZM233 194L231 196H233ZM208 195V194H207ZM230 195V194H229ZM202 196V195H201ZM204 196V195H203ZM212 196V195H211ZM237 196V195H236ZM257 196V195H256ZM200 197V196H199ZM219 197V196H218ZM195 198V197H194ZM210 198V197H209ZM220 198V197H219ZM208 199V198H207ZM225 196H224V200H225ZM254 199V198H253ZM220 200V199H219ZM223 199L220 200V202L218 204H220L221 202V206H224V201ZM232 199H230L229 203L225 202V204L229 207H231L230 205H233L234 202H231ZM224 201V202H223ZM218 202V201H216ZM230 202L232 204H230ZM217 204V205H218ZM249 204V203H248ZM215 205V203H214ZM225 205V206H226ZM8 206H6L7 208ZM213 207V206H212ZM234 207H236V205H234ZM5 208V209H6ZM197 208V207H196ZM249 208V207H248ZM228 209V208H227ZM252 209V208H251ZM231 214V213H230ZM233 215V214H232ZM201 216V215H200ZM254 218V217H253ZM252 218V219H253ZM201 219V218H200ZM218 219V218H217ZM199 220V219H198ZM255 220V219H254ZM196 223V222H195ZM208 224V223H207ZM235 224V223H234ZM233 224V225H234ZM232 225V224H231ZM260 226H262L260 224ZM1 227V226H0ZM232 227V226H231ZM233 228V227H232ZM263 228V227H262ZM2 229V227H1ZM235 229V228H234ZM242 229V228H241ZM246 229V228H245ZM4 230V229H3ZM2 230V231H3ZM255 230V229H254ZM235 231V230H234ZM251 231V230H250ZM256 231V230H255ZM258 231V230H257ZM1 232V231H0ZM218 232V231H217ZM223 232V231H222ZM222 232H219V233H222ZM262 232V231H261ZM2 233V232H1ZM232 233V232H231ZM237 233V230L236 232ZM4 234H7V233H4ZM253 234V233H252ZM262 234V233H261ZM264 234V233H263ZM201 235V234H200ZM233 235V234H232ZM247 235V234H246ZM227 236V235H226ZM234 236V235H233ZM6 237V235H5ZM3 239V237H1ZM7 239H8V236H7ZM5 241V240H4ZM5 242H8L5 241ZM9 244V242H8ZM11 245V243L9 244V246ZM7 243H6V247H7ZM8 246V247H9ZM7 247V248H8ZM2 248V247H1ZM4 248V247H3ZM6 248V249H7ZM4 250V249H3ZM5 251V250H4ZM7 251H9L7 249ZM2 253V252H1ZM10 253V251H9ZM9 259V258H8ZM5 261V260H4ZM11 261V260H10Z\"/></svg>", "mask_w": 264, "mask_h": 264}]
</instances>
